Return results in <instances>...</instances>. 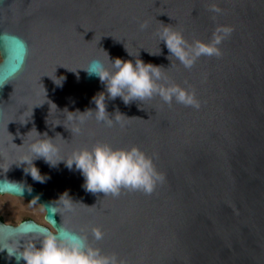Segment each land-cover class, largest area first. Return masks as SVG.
I'll return each mask as SVG.
<instances>
[{
  "label": "water",
  "instance_id": "1",
  "mask_svg": "<svg viewBox=\"0 0 264 264\" xmlns=\"http://www.w3.org/2000/svg\"><path fill=\"white\" fill-rule=\"evenodd\" d=\"M212 2L223 10L215 20ZM163 24L189 42L208 41L216 24L234 31L222 56L201 57L189 70L167 58L156 36ZM105 52L161 66L170 82L194 89L200 108L159 96L128 105L110 99L84 70L93 59L111 67ZM100 92L110 118L126 116L123 128L81 114L95 110ZM33 128L53 139L54 160L98 141L136 145L153 156L164 182L151 195L122 190L114 198L86 191L75 165L42 158L33 164L45 182L34 181L21 162L31 156ZM11 183L26 186L22 196ZM65 192L72 211L57 201ZM0 194L38 196L46 222L0 218V247L38 246L33 236L51 226L87 235L126 264H264V0H0ZM0 264L25 262L0 249Z\"/></svg>",
  "mask_w": 264,
  "mask_h": 264
},
{
  "label": "clouds",
  "instance_id": "2",
  "mask_svg": "<svg viewBox=\"0 0 264 264\" xmlns=\"http://www.w3.org/2000/svg\"><path fill=\"white\" fill-rule=\"evenodd\" d=\"M208 10L214 14L213 20H215L216 14H221L223 11L214 2L209 3ZM163 25L156 36L159 42L162 41L167 48L169 53L167 58L170 61L174 58L185 69L189 70L201 57L214 56L218 58L222 56L220 45L234 31L231 25L216 24L208 41L193 39L189 42L181 31L170 25ZM139 27L143 30L147 27V23L141 22ZM159 51L150 54H158ZM105 54L108 57L106 52ZM108 60L111 67H106L99 59H93L84 70L89 76L99 78L110 99L114 100L119 97L125 105H128L132 101L143 102L152 99L154 96H159L169 106L175 102L196 110L200 108V102L194 89L191 86L182 87L175 82H170L161 66L145 63L139 58L135 59V63L132 60L119 57L111 60L108 57ZM57 84H60V80ZM93 101L96 105L95 110L88 109L83 113L77 112L89 115L94 113L96 121L107 127H112L114 123L120 124L122 128L125 126L123 118L126 116L118 111L112 118L109 117L105 107L104 92L98 93ZM53 105L55 106V104ZM72 113L68 112L67 119L70 121L77 119ZM83 122L81 117L79 123L82 124ZM70 130L72 133L73 131L78 133L80 128L77 126ZM35 132L37 138L28 146L31 156L21 161L30 165L25 171L31 175L34 181L45 182V177L33 164L34 159L42 158L51 166H55L61 161L69 169L75 165V168L84 177L86 191L94 194L102 192L105 196L111 195L114 198L118 197L122 190L140 191L146 195H151L156 186L164 182L165 177L156 169L153 156H149L136 145L125 148L98 141L91 148L81 147L73 150L68 159L54 160L53 158L58 155L59 149L53 143V139L49 138L47 133L41 136L36 130ZM11 184L22 196L26 186L19 183ZM26 190L31 192L30 187H27ZM38 199V196H34L28 205L39 207L40 212L43 213L44 205L38 203ZM57 201L64 210L72 211L74 209V202L66 192ZM91 234L97 241L104 237L102 230L96 226L92 227ZM32 239L38 241V246L29 241L21 250H16L7 245L0 247V249L6 250L8 256H14L17 261L22 259L25 264H126L115 252L105 253L99 247L90 244L87 235L68 229L57 230L49 226V229L37 233Z\"/></svg>",
  "mask_w": 264,
  "mask_h": 264
},
{
  "label": "rangeland",
  "instance_id": "3",
  "mask_svg": "<svg viewBox=\"0 0 264 264\" xmlns=\"http://www.w3.org/2000/svg\"><path fill=\"white\" fill-rule=\"evenodd\" d=\"M28 200L11 194H0V217L6 223L16 224L30 217L39 223L46 224L39 207L29 206Z\"/></svg>",
  "mask_w": 264,
  "mask_h": 264
},
{
  "label": "flooded vegetation",
  "instance_id": "4",
  "mask_svg": "<svg viewBox=\"0 0 264 264\" xmlns=\"http://www.w3.org/2000/svg\"><path fill=\"white\" fill-rule=\"evenodd\" d=\"M27 218H30V217H27Z\"/></svg>",
  "mask_w": 264,
  "mask_h": 264
},
{
  "label": "trees",
  "instance_id": "5",
  "mask_svg": "<svg viewBox=\"0 0 264 264\" xmlns=\"http://www.w3.org/2000/svg\"><path fill=\"white\" fill-rule=\"evenodd\" d=\"M2 219V217H0Z\"/></svg>",
  "mask_w": 264,
  "mask_h": 264
}]
</instances>
